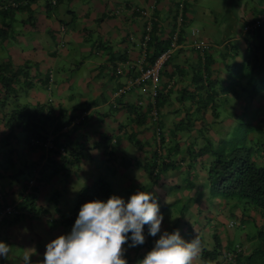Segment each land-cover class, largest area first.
I'll list each match as a JSON object with an SVG mask.
<instances>
[{
  "label": "crops",
  "instance_id": "obj_1",
  "mask_svg": "<svg viewBox=\"0 0 264 264\" xmlns=\"http://www.w3.org/2000/svg\"><path fill=\"white\" fill-rule=\"evenodd\" d=\"M5 1L0 0V3ZM154 1L62 0L56 5L50 4L47 7L45 0H31L26 12L10 10L0 13V36H2L0 37V60L10 59L13 65H30L28 75L30 76L31 85L26 94L20 93L19 90V96L23 94L21 98L27 97L33 103L39 100L45 101L50 96L55 115L70 114L69 110L75 104L73 100L76 97L81 98V101L89 102L86 111L88 119L81 127L82 135H84L83 139L78 137L77 132L72 133L71 129L73 128L70 126L61 128L60 132L54 136L57 143L64 145L68 142L73 147L80 146L81 151L78 152L76 165L61 163L60 154L56 152V155H47L45 150L34 149L32 150L34 152L29 151L27 158H30V161L27 165L30 162L37 165L32 164L29 171L27 169H23L21 172L18 171L20 166L17 163L21 165L23 162H27V158L20 160V157L15 154L20 149L18 142L22 137L17 139L18 142L15 137H12L11 142L6 143L8 142L5 139L7 129L0 124V143L6 144L0 151V207L10 204L21 211V217L14 219L12 223L6 222L0 226V242L6 243L12 249L10 238L15 232L17 237L21 236V239L25 241L23 251L20 253L21 256L17 254V259L12 258L11 252L13 250H10L6 258L0 257V264L11 263L12 261L18 262L17 264H26L25 255L30 256L32 264L42 260L45 246L52 240L49 238H57L61 234L70 232L80 210L75 208L77 195L98 176L103 180L106 179L113 195L121 197L125 201L138 191H146L153 192L156 195L157 199L161 201L158 203L159 205H165L167 203L172 204L173 194L176 195V199L178 194L183 196L186 194L185 189L180 190L179 187H174V190L168 192L165 187L166 184L175 186L176 183L180 184L182 182L186 188V180L183 176L185 169L182 170L181 158H187L185 153L187 148L185 146L187 142L192 143V139H188V136H186L189 135V131L178 132L177 129H174L176 133L175 141L173 138H168L166 139L168 141L163 143L172 167L158 172L159 167L156 166L158 174H154L153 163L158 165L156 163L158 155L155 150V132L154 130H148L149 124L147 122L138 126L131 122L124 106L125 103L135 102L137 96H133L135 95L134 92H131L130 95L124 94L119 97V104L122 108L115 107L117 109L114 112L110 109V104L113 102V90L138 75V61L141 59L142 51L138 48L137 42L142 33L145 17L142 18L137 13H133V7L149 8L150 10L153 7L152 10L158 15L155 20L159 23L160 29L166 26L164 28L165 37L162 34L160 36V32H157L159 38L166 39L174 22L173 13L176 10L178 0ZM193 1H185L187 22H190L194 15L191 6ZM74 14L75 18H72ZM246 16L249 17L250 15L247 13ZM243 32L244 30L241 27L240 33L236 37H239V35L241 37ZM103 42L108 43V46H110V51L107 52L118 51L121 54L120 56H124V58L120 59L122 57L116 55L110 57L106 50L103 51L100 47H91L92 45L98 46ZM165 43L164 40L162 45H165ZM216 44L210 50L211 54H215L219 50L218 48L221 47ZM191 51L185 47L178 48L165 62L159 73L157 87L162 99V105L160 104L161 119L165 126H172L186 116L182 114L173 123L167 114L174 111V105H179L182 113L187 114V112L189 113L196 108L192 104V100H199L200 94L206 96L202 92L204 86L199 87L198 82L201 81L194 80L192 75L189 76V72L192 70L191 63L197 61V53ZM74 61L76 62L74 63ZM124 61H126L125 65L123 64ZM77 64L82 68H88V72L92 75L82 78V81L74 86L68 81L78 79L79 74L77 72L72 73L74 69L76 70L79 67ZM114 64L122 70L118 75L114 73L112 68ZM167 64L170 65L168 71L165 70ZM213 70L215 71V69ZM212 74H214L213 71ZM184 76L189 77L190 87H182L179 83ZM212 77L215 78L214 75H211L210 78ZM45 79L47 81L44 83ZM16 81V86L21 83L19 78ZM46 85L48 86L47 89L45 88ZM205 85L207 88L210 87L206 82ZM192 87L195 90L191 89ZM188 92L192 93L190 98H188ZM204 108L209 110V114H204L203 118L211 120L210 108ZM98 118L101 120L99 121ZM225 122L227 125H232V122L228 120ZM219 125L220 121L214 125L213 129V126L210 128L206 126V133H213L215 136L220 135L217 130L224 132L227 127L221 126L219 128ZM107 129L108 132H106ZM113 131L115 144L113 145L110 142V145H106L103 134H111ZM183 139H186V142ZM181 140L182 142H179ZM57 143H55L56 147L54 146L55 150L58 149ZM120 143L122 147H118ZM9 148L15 150V153H12V163L5 159L9 155L6 154V151H3ZM127 151L133 153L132 158L128 156ZM140 153L143 154L142 158L144 160L138 161ZM48 157H51V163H60L59 175L63 176L65 173L69 175L73 172L71 168L79 173L76 175V182L71 184L72 187L70 186V198H67V191L64 190L63 186L55 184L54 180L58 176L56 174L58 169L46 167L42 171ZM205 158L207 160V157ZM10 166L15 171L14 177L8 172ZM23 172L32 175V185L29 188H26L23 182L21 183L19 177L16 178ZM199 176H201V173H199ZM116 183H118V186H115ZM49 187L51 188L49 189ZM203 188L202 184L198 187L199 190L196 193H200ZM158 193H160L159 197ZM28 194L36 196L35 203L41 205V207L44 206L49 217H45L44 214L40 213L34 219L32 217L34 215H28L30 210L25 204V202L30 201L28 198L31 196ZM39 199H41L40 202ZM66 199L68 201L65 202ZM49 201L51 202L50 205L47 203ZM193 205L190 208H193ZM47 208L55 213V220L51 217V214H48ZM168 208L171 209V205ZM161 213L166 217L169 211H161ZM163 223L169 222L163 220ZM63 224H66V226H62ZM198 226L196 224L192 225L193 232L196 233L193 236L194 238L198 237L202 245H206L208 230L206 228L201 229ZM146 229L147 226L144 227V232H147ZM178 230L181 233L180 230L182 229ZM43 234L46 238L42 236ZM180 236L186 241L192 239L187 234L184 236L180 234ZM36 237L45 239V243L36 244ZM20 243L22 244V241ZM29 243H31V246L30 249H27ZM34 245L36 247H33ZM128 252L131 253L130 259L127 258L128 264H133L131 259L136 262V257L145 255L143 248H138V250L134 248L128 250ZM127 254L129 253L126 252ZM193 264H201L199 257L193 261Z\"/></svg>",
  "mask_w": 264,
  "mask_h": 264
},
{
  "label": "trees",
  "instance_id": "obj_2",
  "mask_svg": "<svg viewBox=\"0 0 264 264\" xmlns=\"http://www.w3.org/2000/svg\"><path fill=\"white\" fill-rule=\"evenodd\" d=\"M30 1L31 0H6L4 3H0V13L10 10H22L26 12ZM45 1L48 7L50 4L56 5L60 3L62 0H52L53 3L51 0ZM185 1L186 0H178L176 2V10L173 13L174 22L172 23L166 39L159 38L157 35V32H160V36L162 34L165 37L164 28L166 26L163 27V29L161 28L162 30L160 29L159 23L155 20L158 15L152 10L153 7L151 10L149 8L133 7V13H137L142 18L145 17L142 33L137 42L138 48L142 51L141 59L138 61L139 68L137 76H139L141 70L145 69L157 54L168 45L173 33L176 35V42L179 41L182 47H185L186 44L190 42L186 35L187 33L182 31L184 25L188 23ZM154 2H158V0ZM260 11L261 10H254L252 8V10L248 12L250 16L247 17L245 14L244 18L241 19L240 27L244 28L245 26H251ZM143 12H145V14H143ZM146 25H149L148 31H145ZM145 36H147V39H144ZM239 38L241 42L238 48L236 45L229 42L233 38L224 41V50L220 55L222 58L230 57L233 59L228 67L232 70H235L238 64H242L243 84L238 86L240 94L239 101H244L241 103L244 106L243 109L245 110V105H248L250 100L256 98V96L260 102L256 103L257 108L255 107L252 114L248 116L244 113L241 115L239 114V116L233 114L234 122H232V125L236 124L233 132H229L228 128H226L224 132L217 130L220 135L216 136V139L213 140L211 137L207 136L206 126H209V128L213 126V129L214 125L220 121V114L216 111L218 104H220L219 96L215 93H208V91H206L205 97L200 94V99L195 101L192 100V104L198 108L209 107L211 120H209V123L205 124V118H203V116L199 118V127L194 128L195 134L191 137L192 143L187 142L185 146V148H187L185 151L187 158H181L182 170L185 169L183 176L186 180V188L184 187L183 189H187L188 191H185L186 194H184V196L178 194L176 202L180 201L181 198L185 199L187 206L184 211L189 210V215H186L184 218V226L182 230H180V234L183 236L187 234L188 237H192L193 239L196 234L193 232V224L199 225L198 227L201 229L206 228V230H208L206 236L208 239L207 244L202 245V252L199 256L201 264H264V24H259L256 27H250L244 30L241 37L239 35ZM193 39L199 41L203 46L201 49L202 53H199L198 50L194 48L189 50L197 53V61L190 65L192 67V73L197 75H192L193 79L202 80L211 87V84L215 82V78H210L211 75H213V70L210 65L214 63V58L210 50L215 45L202 37L198 38V36H193ZM164 40L166 43L162 45ZM108 45V43L103 42L98 46L92 45L91 47H100L101 50H106L107 52L110 51V46ZM238 49L240 50L239 53L243 54L240 63L238 60L236 61ZM243 52H246V56H244ZM107 53L110 57H113V55H121L118 51ZM123 58L124 56L120 59ZM125 62L126 61L123 62L124 65ZM195 64H199V66H195ZM112 68L117 75L122 72L120 67H116L115 64ZM201 68L202 72L205 73L204 75L200 72ZM29 70V64L13 65L10 59L6 61L0 60V121L3 127L7 129L5 139L8 140V142L6 143H10L13 139L12 137H15L14 133L11 131L12 128L19 129L20 131L23 130L25 133L21 139L25 147H20L19 151L16 152L17 156H21L22 149L28 151L34 149L39 151L45 150L47 151V155L60 154L59 158L61 163L76 165L79 155L78 152L81 151L80 146L77 145L73 147L68 142L64 145L62 143H57V139L54 138V136L60 132L61 128L70 126L73 128L71 132H77L78 137L83 139L84 135H82L81 127L88 119L86 111L88 110L89 102L80 101L74 104L70 108V114L68 115H55L50 96H48L49 98L47 97L45 101L39 100L34 103L27 99V97L21 98L23 94L27 93L31 85L29 81L30 76L28 75ZM18 78L21 80V83H18L17 87L16 80H18ZM245 78L247 79L246 88L244 84ZM133 79L131 81H133ZM46 81L45 79L44 83ZM234 82L238 81L235 80ZM157 85L158 80L152 83L148 79L140 80L137 83L134 82L125 89H123V87L126 86L125 84L119 85L112 92L113 102L110 104V109L114 112L115 109L122 108L121 104H119V97L124 94L130 95L131 92H134L135 95L133 96H137L135 102L124 104L127 111L126 113L129 115L131 122L137 126L145 122L148 123L149 120L153 128L159 130L158 137L163 146L165 141L164 134L168 135L167 138H173L175 140L176 133L174 129H177L178 132L189 131V129L193 127L192 121H194V119L191 120L190 117L186 115L174 125L165 126L161 119L162 99L159 95ZM200 86H203L202 82L199 83V87ZM47 87L46 85L45 88L47 89ZM225 87L226 85L222 88ZM227 88L228 86L225 89L226 92H222V94L229 92ZM19 90L20 93L23 92L21 96L18 94ZM151 92H153V95L150 100ZM246 99H249V101L245 102ZM154 100H156L155 105L151 107L150 101ZM151 111H155V116H157L154 120L152 118L154 115L150 113ZM98 119L99 121L101 120L100 118ZM103 135V139L106 140V145H110V142H112L111 144L113 145L115 144L113 132ZM48 136L51 137L50 141L52 145L56 147L55 143H57L58 147L62 148V153H59L55 148L45 147ZM186 136H188L189 139V135ZM15 140H17L16 137ZM183 140L186 142V139ZM179 142H182V140ZM5 146V143H0V151ZM3 151H6V154L9 155L5 159L12 163V153H15V150L13 151L12 148H9ZM17 156H15L16 159H18ZM205 157H207V160ZM46 159L47 161L42 171L46 169L47 164L52 162L51 157ZM32 164H34V166L37 165L33 162H30L28 165L27 162H23L21 164L22 167H20L18 171L21 172L23 169L29 171ZM154 165L153 163L154 174H158L156 166L159 167L158 172L172 167L171 162L165 160L159 161V166L156 164L154 167ZM199 173H201L202 177L199 176ZM202 184L204 186L203 190L201 189L202 191H200V193L197 192L195 196L194 194L199 190L198 187ZM178 187L179 184L176 183L175 188ZM110 196H112V193L107 182L102 178L95 179L89 186L79 192L76 198L75 208L80 209L82 204L93 200L106 201ZM35 197L36 196L33 195L28 198L30 199L29 202H25L26 206L30 208H28V210H30L28 215H34L32 216L34 219H36L40 213L47 214L45 208L35 203ZM189 204H194V211L190 208L191 205ZM170 205L169 203L159 205V210L166 211L164 209ZM18 210L19 212L14 213V216L13 214L3 215L0 219V226L6 222L12 223L14 219L21 217V211L20 209ZM192 212L194 213L192 214ZM188 219L189 222L187 221ZM238 229L240 230L239 234L237 233ZM189 240H191V238L187 239V241ZM152 247L153 245L148 244L147 252L150 251ZM135 249L138 250V247H135ZM128 250L130 251V249ZM128 250L127 253L131 254ZM144 256L145 255L138 256L135 261L143 259ZM131 263L137 264V262H134V259H131Z\"/></svg>",
  "mask_w": 264,
  "mask_h": 264
},
{
  "label": "clouds",
  "instance_id": "obj_3",
  "mask_svg": "<svg viewBox=\"0 0 264 264\" xmlns=\"http://www.w3.org/2000/svg\"><path fill=\"white\" fill-rule=\"evenodd\" d=\"M263 10L264 6L251 26H245L243 30L264 24L263 20L255 25V21L259 19ZM165 62L161 65L159 71ZM136 78L138 76L133 80ZM155 101H150L151 107H154ZM150 113L154 115L152 117L154 120L157 117L155 111ZM153 130L156 137L155 150H157L158 155L156 163L161 160L169 161L166 149L159 141V130L156 128H153ZM163 136L165 137V143L168 141L166 140L168 135L165 136L164 134ZM207 136L213 140L216 137L213 133L207 134ZM50 139L51 137L48 136L45 147L54 149ZM57 151L59 153L63 152L60 147ZM5 207H9V211L3 215L13 214L14 216V213L19 212L17 208L10 204L1 206L0 210ZM163 219L157 197L153 192L138 191L132 194L127 201L112 195L106 201L93 200L86 202L81 205L70 232L47 243L43 259L38 260L36 264H128L125 258L127 249L145 243V226H147L149 236H159V238L155 240L152 249L145 254L143 259L137 261V264H193V261L202 252L201 240L196 237L186 241L181 238L179 230H174L171 233L166 230L162 231ZM9 251L10 247L4 242H0V257L6 258ZM24 259L26 264H32L30 256L25 255Z\"/></svg>",
  "mask_w": 264,
  "mask_h": 264
},
{
  "label": "rangeland",
  "instance_id": "obj_4",
  "mask_svg": "<svg viewBox=\"0 0 264 264\" xmlns=\"http://www.w3.org/2000/svg\"><path fill=\"white\" fill-rule=\"evenodd\" d=\"M119 2H122V0H119ZM262 5L264 6V0H194L193 3L191 4L194 15L192 16L191 21L184 25V28L182 30L184 33H187L186 35L188 36V40H190V41L192 40L193 36L194 37L200 36L207 41H211L212 44L217 43L216 45H218L219 47L221 46L220 48H218L219 50L216 51L215 54H212V56L214 58V61H213L214 63H212L210 65L212 67L211 68L212 70L215 69V71L213 70V72H214L213 75L215 77V83L211 84V87H209V91H208V88L206 87L205 82L202 80H201V82H202V85L204 86L202 89V92L205 93V95H206V91H208V93H215L217 96H219L220 104H218V107L216 109V111L220 114L219 128L221 126L227 127L229 129V132H233L236 124L227 125L225 121L228 120L230 122H234V115L239 116V114L241 115L244 113L245 115L248 116L249 114H252V111L255 110L254 108L255 107L257 108L256 103L260 102V101L258 100V97L256 96V98H253L252 100H250L248 105H245V110L243 109L244 106L241 103L244 101L243 100L239 101L240 94H239V86H238V85L243 84L242 64H238L236 69L232 70L228 67H229V64L233 61V59H231L230 57L222 58L220 54L224 50V47H223L224 41H226L227 39L230 40V39H232V37H234V38L229 42L236 45L237 48L240 47L241 40L239 37H236L240 33V29H241L240 20L242 18H244V15L247 14L250 10H252V8L254 10H261L263 8ZM72 18H75V14ZM193 27H194V30L196 33H194L193 36H191L189 31H191V29ZM239 51L240 50L238 49V55L236 56V61L238 60L240 63L241 59L243 57V54L239 53ZM243 53H244V56H246V52H243ZM76 61H74V63ZM200 64H201V62H200ZM195 66H199V64H195ZM169 67H170V65L167 64L165 66V70L168 71ZM74 72H77V74H79V76H80V78H79V76H77L78 77L77 80L74 79L73 81H70V82L68 81V83H71L74 86L79 84L82 81V78L92 75L90 72H88V68H82L80 66L77 67L76 70L74 69V71L72 73H74ZM200 72L202 73V75L205 74L202 72V68H201ZM68 73H69V71H68ZM190 75H195V74H193L192 71H190L189 76ZM195 76H197V75H195ZM206 79H208V78H206ZM235 80L238 82H234ZM246 80L247 79L245 78V82H244L245 88L247 86ZM201 82H199V83H201ZM179 83L182 85V87H190V79L187 76L182 77ZM194 85H195V83H194ZM224 85H226V87L228 86L227 89H229V92H227L226 94H222V92H226V90H225L226 87L222 88ZM191 89L195 90L193 87ZM191 94H192L191 92H188V98L191 97ZM73 101L75 104L79 103L81 101V98L76 97V98H74ZM248 101H249V99H246L245 102H248ZM31 105H33V104H31ZM75 107H78V106H75ZM173 107H174V111L167 114V116L169 118H171L173 123H175V120L179 116H181L182 114L189 116L191 118V120L194 119V121H192L193 127L189 129V139L195 134L194 128L199 127V124H198L199 118L204 116V114H206V115L209 114V110L207 108H203V107H200V108L196 107L193 110H191L189 113L187 112V114L182 113L181 109L179 108V105H176V106L174 105ZM148 123H149V129L148 130L152 131L153 126L150 124L149 120H148ZM204 123L205 124L209 123V120H207L205 118ZM0 124H1V121H0ZM11 131L14 133V135L17 139H19L20 137H23V134L25 133L23 130L20 131L19 129H13V128L11 129ZM106 132H108V129ZM115 132H116V130H115ZM113 133H114V131H113ZM17 142H18V140H17ZM18 145H19V147H21V146L25 147V145H23L22 139L19 140ZM118 147H122L121 143L119 144ZM123 148H125V147H123ZM32 152H34V151H32ZM156 152H157V150H156ZM127 153H128V156L132 158L131 155L133 153L131 151H127ZM15 154H17V153H15ZM28 154H29L28 150L22 149L21 154H20L21 155L20 160H23L24 158L26 159ZM139 156L140 157H139L138 161L144 160V158H142V156H143L142 153H140ZM28 161H30V158H27V163H28ZM17 165L22 167L21 165H19V163H17ZM47 167L58 169L56 171V174L58 176L56 177V180H54L55 184L58 186H63L64 190L67 191V194H66L67 198H70L71 197L70 186L72 187L71 184L76 182V175H78L79 173H76V170L74 168L73 169L71 168V171H73V172L69 173V175H67L65 173V175L61 176V175H59L60 163H56V162L47 164ZM9 170L10 171H8V172L10 173V175H13V177H14L15 171L12 170L11 166H10ZM63 171H64V169H63ZM121 176H123V174H121ZM18 177H19V180L21 181V183L23 182L25 184L26 188H29L32 185L31 180H33V179H32L31 174H28L27 172H23V173L19 174L18 176H16V178H18ZM99 178H100V176L96 177L95 179L97 180ZM104 181H106V179H104ZM67 184H70V185L67 186ZM166 185H167L165 187L166 191L171 192L172 190H174L175 186L170 185V184H166ZM115 186H118V183H116ZM51 187H53V186H51ZM51 187H49V189ZM179 188H180V190H182L184 188V184L182 182L179 184ZM58 192H59V190H58ZM111 193H112V191H111ZM159 194L160 193L157 194L158 197H159ZM194 195L196 196L197 193ZM173 196H174V199L171 202L172 203L171 209L166 207L164 209L166 211H163V212H167V210L169 211V214L166 217H164V215H163V217H164L163 220H165V222H169V223H163L162 222V230H166L169 233H171L174 230L182 229L184 226V220H185L184 218L186 217V215H189V210L184 211L186 209V206H187L185 199L181 198L180 201L176 202V195L173 194ZM40 201H41V199H39V202ZM66 201H68V199H66L65 202ZM157 201H158V203L161 202L158 199H157ZM47 203H49V205L51 204L50 201ZM47 210L49 211L48 214H51V217L55 220L56 219L55 213L53 211L49 210L48 208H47ZM192 210H193V208H192ZM160 213H161V211H160ZM190 214H191V212H190ZM44 216L49 217L47 214H44ZM187 221L189 222V219ZM62 226H66V224H63ZM171 228H172V230H171ZM146 231L147 232H144L145 243L143 245L137 246L138 248H143L145 251V254L147 253V245L148 244L154 245L155 240L157 238H159V237L149 236L147 229H146ZM15 233H14V235H15ZM237 233L238 234L240 233L239 229H238ZM14 235L10 238V242L12 241V246H11L12 249H10V250H13L11 252L12 258L17 259V257H18L17 254L19 256H21L20 253H21V251H23V245H25V241H23V239H21V236L17 237V235H15V237H14ZM61 235H65V234H61ZM42 236L44 238H46L44 236V234ZM49 237H51V236H49ZM49 239L53 240L55 238L52 237ZM19 240L22 241V244L20 243ZM35 243L36 244L37 243L38 244H44L45 239H41V238L36 237ZM15 244H17V245L15 246ZM30 244L31 243L28 244L27 249H30V246H31ZM33 247H36V246L34 245ZM132 249H134V248H130V250H132ZM125 258L130 259V254H127L125 256ZM136 259H137V257H136ZM17 263L18 262L12 261L11 263L8 262V263H4V264H17ZM33 264H34V262H33Z\"/></svg>",
  "mask_w": 264,
  "mask_h": 264
},
{
  "label": "built area",
  "instance_id": "obj_5",
  "mask_svg": "<svg viewBox=\"0 0 264 264\" xmlns=\"http://www.w3.org/2000/svg\"><path fill=\"white\" fill-rule=\"evenodd\" d=\"M143 14H145V12H143ZM263 20H264V10L262 14L260 15L259 19L255 21V25H258ZM148 30H149V25H146L145 31H148ZM189 33L191 36H193V34L196 32L194 29H191ZM144 39H147V36H145ZM176 41H177L176 35L173 33V35H171L170 42L168 43V45L157 54V56L153 59V61L145 69L141 70L138 78H136L135 80L131 82H128L127 85L123 87V89H125L129 85H132L134 82L137 83L138 81L145 80V79H148L150 82L155 83L157 81L158 72H159V68L161 67V65L165 62V60L171 55V53L174 50L178 49L179 47H182L180 42L179 41L176 42ZM185 48L188 50L194 48L198 50L199 53H202L201 49L203 48V46L201 43H199V41L192 38V40L186 44ZM151 94L153 95V92H151ZM8 211H9V207H5L2 210H0V218L2 217L4 213Z\"/></svg>",
  "mask_w": 264,
  "mask_h": 264
}]
</instances>
